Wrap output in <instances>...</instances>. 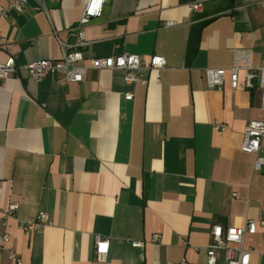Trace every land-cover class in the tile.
<instances>
[{
  "label": "crops",
  "instance_id": "1",
  "mask_svg": "<svg viewBox=\"0 0 264 264\" xmlns=\"http://www.w3.org/2000/svg\"><path fill=\"white\" fill-rule=\"evenodd\" d=\"M83 5L25 0L0 18V62L60 59ZM84 33L87 60L158 55L166 66L134 86L106 70L81 83L19 70L0 84V201L18 205L5 221L0 210L6 248L21 264H206L213 225L264 220V177L240 148L246 124L264 120L262 92L245 90L243 75L232 89L227 74L222 90L209 89L204 75L228 69L240 49L264 67V0H108ZM40 213L50 225L19 229ZM96 236L108 242L101 262ZM245 246L250 264H264V227ZM0 264L15 262L0 252ZM215 264H225L223 252Z\"/></svg>",
  "mask_w": 264,
  "mask_h": 264
},
{
  "label": "built area",
  "instance_id": "2",
  "mask_svg": "<svg viewBox=\"0 0 264 264\" xmlns=\"http://www.w3.org/2000/svg\"><path fill=\"white\" fill-rule=\"evenodd\" d=\"M42 1V0H39ZM108 0H84L81 16L77 26L70 34L68 40L62 41V56L56 60H38L18 66L13 58H8L0 62V84H3L10 77H15L19 70H22L27 77L38 81L47 76H54L62 82L81 83L89 71H120L123 73V81L129 86L136 84H146L149 79L144 73L157 72L166 66L163 57L153 55L148 61L143 60L138 55L122 53L120 55L104 58H92L87 60L84 57V50L89 46L85 38V28L94 20L102 16L104 4ZM25 0H10L5 7H0V18H7L12 11H22ZM193 11H198L200 5H192ZM174 22L163 23L162 27L170 28L175 26ZM57 37V32H54ZM2 40L0 39V44ZM88 62V64H84ZM228 75L230 87L237 89L240 87L239 77L243 75L242 87L245 90L258 88L261 90V102L264 110V67H254L252 64V55L249 50H235L232 56V64L228 69H205L204 75L207 87L213 90H222L224 78ZM125 100H132L133 92H126L123 95ZM216 128L224 129V126L216 125ZM264 138V120L249 121L243 132L241 150L245 153L254 154V170L260 171L264 166V155H262V141ZM18 205L9 203L6 209H2L0 201V210L4 221L16 216ZM48 215L40 213L39 215L19 223V229L23 232H36L50 225ZM258 227H264V220L245 221L243 227L224 228L219 224L211 227L209 237L210 241L206 247V264H215L217 253L223 252L225 264H250L253 251L245 246V237L253 236ZM8 235L0 236V252L7 254L8 258L21 264L20 259L12 249L6 248ZM159 235H153L148 243L156 244L159 242ZM128 240V239H127ZM132 247H143L142 241L128 240ZM108 242L101 237L94 239L95 259L98 262L104 261ZM264 254V251H263Z\"/></svg>",
  "mask_w": 264,
  "mask_h": 264
},
{
  "label": "water",
  "instance_id": "3",
  "mask_svg": "<svg viewBox=\"0 0 264 264\" xmlns=\"http://www.w3.org/2000/svg\"><path fill=\"white\" fill-rule=\"evenodd\" d=\"M260 173H261L262 176L264 177V166L261 168Z\"/></svg>",
  "mask_w": 264,
  "mask_h": 264
}]
</instances>
